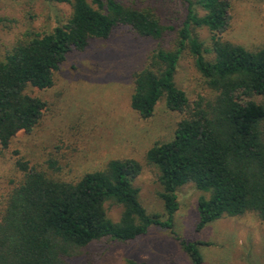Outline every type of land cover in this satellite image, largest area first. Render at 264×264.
Listing matches in <instances>:
<instances>
[{
  "label": "trees",
  "instance_id": "1",
  "mask_svg": "<svg viewBox=\"0 0 264 264\" xmlns=\"http://www.w3.org/2000/svg\"><path fill=\"white\" fill-rule=\"evenodd\" d=\"M45 1L69 4L71 15L48 33L25 32L0 59V148L19 131L29 133L38 124L46 104L34 90L53 86L69 54L83 52L91 40L109 39L115 30L156 42L174 31L153 9L118 0ZM183 3L185 15L174 49L153 51L145 67L132 76L130 98L131 109L141 118L151 117L161 98L169 111L183 116L173 139L146 153V161L159 171L165 219L148 215L140 204L132 185L141 172L136 161H110L103 170L74 182L52 179L17 161L23 179L11 191L0 220V264H68L94 241L130 242L153 227L173 235L190 264H204L201 243L177 237L173 228L176 192L187 184L208 194L197 202V230L223 216L246 212L256 213L264 223V104L255 100L264 98V48L249 51L221 39L231 20L230 0ZM203 27L212 34L207 47L193 35L194 28ZM184 50L215 94L212 99L190 100L175 85ZM48 167L58 170L52 161ZM107 200L122 206L117 222L106 215Z\"/></svg>",
  "mask_w": 264,
  "mask_h": 264
},
{
  "label": "rangeland",
  "instance_id": "2",
  "mask_svg": "<svg viewBox=\"0 0 264 264\" xmlns=\"http://www.w3.org/2000/svg\"><path fill=\"white\" fill-rule=\"evenodd\" d=\"M91 2V0H87ZM138 8L153 9L174 31L156 42L127 30H115L107 40H91L81 53H71L55 73L51 88L34 93L46 104L34 129L19 131L6 148H0V220L9 195L23 179L17 161L26 162L65 182L84 174L103 170L113 160H133L141 165L132 181L139 191V202L148 215L165 219L158 169L146 161L154 145L167 143L183 116L157 103L149 118H141L130 107L133 74L145 67L157 47L173 50L176 32L185 15L183 0H118ZM231 20L221 35L223 41L249 51L264 48V1L230 0ZM69 4L45 0H0V59L25 32L48 33L65 23L71 15ZM195 11L203 15L201 9ZM207 47L212 34L194 28ZM212 60L213 55H206ZM175 85L190 100L212 99L215 94L205 85L193 58L184 50L174 75ZM264 104V98H255ZM48 161L58 170L48 167ZM178 210L173 219L176 236L198 241L204 264H264V223L254 212L236 217L223 216L197 230V202L208 194L193 184L177 189ZM107 217L117 222L122 206L113 200L104 203ZM128 260L146 264H190L175 237L159 228L130 242L110 238L80 249L68 264H127Z\"/></svg>",
  "mask_w": 264,
  "mask_h": 264
}]
</instances>
